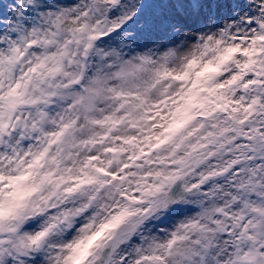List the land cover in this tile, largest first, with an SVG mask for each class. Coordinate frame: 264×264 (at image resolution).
I'll use <instances>...</instances> for the list:
<instances>
[{
  "label": "snow or ice",
  "instance_id": "1",
  "mask_svg": "<svg viewBox=\"0 0 264 264\" xmlns=\"http://www.w3.org/2000/svg\"><path fill=\"white\" fill-rule=\"evenodd\" d=\"M0 264H264V0H0Z\"/></svg>",
  "mask_w": 264,
  "mask_h": 264
}]
</instances>
